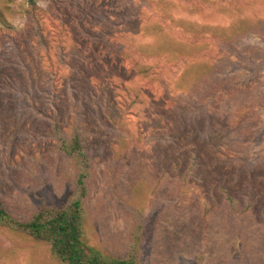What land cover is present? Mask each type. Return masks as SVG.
I'll return each instance as SVG.
<instances>
[{"label":"rangeland","instance_id":"374dc122","mask_svg":"<svg viewBox=\"0 0 264 264\" xmlns=\"http://www.w3.org/2000/svg\"><path fill=\"white\" fill-rule=\"evenodd\" d=\"M239 20L258 28L242 57L188 26ZM261 60L264 0H0V197L19 217L65 203L72 169L48 131L79 112L89 245L122 257L127 211L160 210L142 264H240L225 260L236 233L241 264H264ZM225 193L249 209L231 213ZM0 264L55 263L0 229Z\"/></svg>","mask_w":264,"mask_h":264},{"label":"trees","instance_id":"16d2710c","mask_svg":"<svg viewBox=\"0 0 264 264\" xmlns=\"http://www.w3.org/2000/svg\"><path fill=\"white\" fill-rule=\"evenodd\" d=\"M29 1L32 3V0ZM188 26L199 35L203 34L202 31H207L209 39L214 44L239 57L243 56L240 51L247 49L244 46L247 35L256 34L258 31L254 23L245 20L233 21L228 30L224 31L203 25ZM155 27L147 26L146 34L151 35ZM250 61L252 59L246 58L244 62L248 65ZM261 62L264 63V60ZM232 63L239 65L241 62L232 61ZM195 64L199 65L200 62L196 61ZM148 71V67L138 66L140 74L147 75ZM85 129L81 113L76 112L65 123L54 120L48 131V135L55 140L56 151L72 169L69 178L70 195L65 203L60 207L43 206L27 217H19L0 197V229L10 230L44 244L55 264H142L141 246L156 235L160 210L148 214H144L142 210L127 211L128 244L122 257L103 254L87 243V200L94 182V166L82 139ZM225 202L233 214L245 213L251 204L248 201L246 206H242L228 193H225ZM245 259L246 248L243 238L238 233L232 234L227 245L225 260L229 263L241 264Z\"/></svg>","mask_w":264,"mask_h":264}]
</instances>
